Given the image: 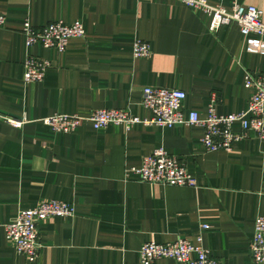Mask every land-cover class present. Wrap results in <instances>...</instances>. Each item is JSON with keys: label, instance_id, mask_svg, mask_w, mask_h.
I'll use <instances>...</instances> for the list:
<instances>
[{"label": "crops", "instance_id": "1", "mask_svg": "<svg viewBox=\"0 0 264 264\" xmlns=\"http://www.w3.org/2000/svg\"><path fill=\"white\" fill-rule=\"evenodd\" d=\"M237 1L257 7L264 22V0ZM0 12V112L24 119L20 127L0 120V264H142L143 242L197 235L227 264H254L248 243L255 217L264 215V137L249 133L230 151L210 152L199 125L94 129L86 121L64 133L41 118L97 108L147 117L139 104L146 85L183 90L185 115L203 117L213 92L218 114L244 110V75L264 72V38L243 35L234 22L211 31L210 16L179 0H0ZM24 19L36 28L80 21L84 35L70 38L63 52L26 47ZM135 39L149 43V55L133 57ZM27 55L49 62L42 80L23 81ZM232 127L239 130L237 122ZM158 147L183 160L192 186L124 177ZM48 199L68 202L74 212L39 223L41 248L29 261L5 239L4 224Z\"/></svg>", "mask_w": 264, "mask_h": 264}, {"label": "built area", "instance_id": "2", "mask_svg": "<svg viewBox=\"0 0 264 264\" xmlns=\"http://www.w3.org/2000/svg\"><path fill=\"white\" fill-rule=\"evenodd\" d=\"M187 7L201 11L210 16L208 29L214 31L219 25L236 23L243 35L255 34L264 38V22L260 10L251 4H242L232 0L229 8L220 3L210 4L206 0H179ZM222 1V0H220ZM5 23V15L0 12V27ZM21 33L26 47L40 45L63 52L68 40L82 37L84 27L80 21L65 23L51 21L41 27H34L28 19L22 22ZM150 45L147 41L135 39L132 43L133 57L149 55ZM49 62L46 59L27 55L23 62V81L26 83L42 80ZM243 86L250 91L247 107L238 112L218 114L215 111L216 94L210 95L206 114L200 117L195 110L185 115L183 111L186 94L183 90L165 86H143L140 106L148 112L147 117H140L127 108H97L87 115L55 113L41 118L43 124L53 131L68 133L75 130L82 122H89L94 129L108 124L120 125L128 129L132 124L157 125L172 127L177 124L199 125L203 127L200 142L206 151H230L235 141L248 137L249 133L259 138L264 137V72L255 74L246 72ZM0 120L14 127H20L23 118H17L0 112ZM238 123L239 130H233ZM135 179L153 184L192 186L194 180L188 173L181 158L158 147L142 157L139 166H131L124 171ZM72 204L55 199L41 200L36 205L21 208L14 221L4 224V237L13 244L17 253L34 261L39 254L41 242L38 225L42 220L73 215ZM203 228L208 225L203 224ZM248 248L254 264H264V215L259 214L253 223L252 236ZM142 264H152L159 258H169L180 264H227L214 257L203 245L201 235L193 239L179 237L173 241L158 243L143 242L138 249Z\"/></svg>", "mask_w": 264, "mask_h": 264}]
</instances>
